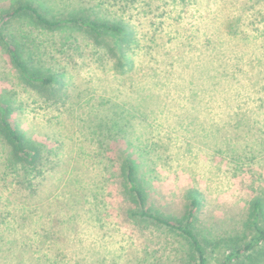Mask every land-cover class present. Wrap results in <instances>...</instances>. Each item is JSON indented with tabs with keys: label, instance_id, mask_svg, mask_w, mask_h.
<instances>
[{
	"label": "rangeland",
	"instance_id": "374dc122",
	"mask_svg": "<svg viewBox=\"0 0 264 264\" xmlns=\"http://www.w3.org/2000/svg\"><path fill=\"white\" fill-rule=\"evenodd\" d=\"M36 1L49 17L121 21L133 35L121 59L123 36L98 46L79 29L32 28L30 58L58 81L44 96L19 80L0 47V97L12 121L30 142L60 149L31 186L0 173V246L17 240L0 264H183L181 236L129 216L119 176L131 107L163 155L150 207L180 218L197 191L200 232L239 234L264 189V0ZM10 2L0 0V12ZM236 24L243 35L228 33ZM28 209L34 227L23 224Z\"/></svg>",
	"mask_w": 264,
	"mask_h": 264
},
{
	"label": "trees",
	"instance_id": "16d2710c",
	"mask_svg": "<svg viewBox=\"0 0 264 264\" xmlns=\"http://www.w3.org/2000/svg\"><path fill=\"white\" fill-rule=\"evenodd\" d=\"M10 1L9 7L0 12V47L8 56L10 65L17 72L19 80L37 91L40 96H44L43 92L50 90L52 85L58 81L54 76L44 74V67L40 65V61L34 62L30 58L31 49L28 47L27 40L32 34V28L50 32L58 30L64 33L79 29L87 36L91 35L98 46L103 45V40L107 36H123L124 47L121 48V59L125 57L123 50L129 46L127 44L131 43L133 35L131 27L121 21L105 20L91 15L83 16V13H79V15L72 13L69 17L64 18L49 17L42 1ZM238 21L236 20V22ZM16 25L19 26L20 34L15 33V31L18 32V29H15ZM234 28L233 32V28L230 27L228 33H233L235 37L238 34H244V31H239L240 25L236 24ZM119 64L121 68L126 66L133 69V64L129 61H119ZM58 91L61 92L60 89ZM55 95L54 102L56 103L64 97L59 92ZM133 108L131 107L128 116L123 118L122 128L129 139L127 141L129 149L127 148L124 152L119 176L122 192L135 208L129 209L130 218L164 227L181 236L187 243L183 264H211L214 254L218 256V258L216 257L217 264H264V189H261V194L250 202L248 217L242 225L243 230L239 234L230 233L226 237L218 239L208 238L199 230L198 212L202 203L201 195L197 191L188 192L187 197L190 204L185 214L180 218L163 215L150 207L149 194L158 178L157 167L163 155L158 141L153 138L154 132L147 130L144 121H141L143 116L138 115L139 120V117L133 113ZM13 110L9 106L8 99L1 96L0 143L4 156L0 163V173L5 179L11 177L12 182L18 178L24 186L25 183L31 186L29 183L31 179L44 175L47 167L50 166V158L60 157V149H49L46 145L30 142L25 133L19 131L12 121ZM111 110L113 111V109ZM141 126L145 128L137 131V128ZM96 155L98 156V154ZM51 168L53 167L51 166ZM90 196L89 199H93L96 201L95 205H98L96 194L92 193ZM72 198L78 203L83 201L87 204L90 201H87L88 196L84 195L81 199H76L74 195ZM88 210L86 209V211ZM26 211L27 209L24 212ZM37 217L31 209H28V214L23 218V224L31 223L34 227L39 223L36 220ZM12 220L16 221L14 217ZM16 243L17 240H6L0 246V253L6 255L12 253L13 244Z\"/></svg>",
	"mask_w": 264,
	"mask_h": 264
}]
</instances>
